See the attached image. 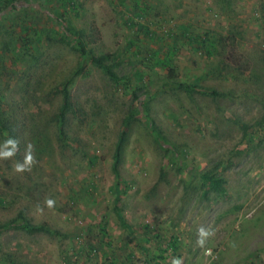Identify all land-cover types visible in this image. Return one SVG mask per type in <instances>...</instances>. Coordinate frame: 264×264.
Masks as SVG:
<instances>
[{
	"label": "rangeland",
	"instance_id": "374dc122",
	"mask_svg": "<svg viewBox=\"0 0 264 264\" xmlns=\"http://www.w3.org/2000/svg\"><path fill=\"white\" fill-rule=\"evenodd\" d=\"M6 3L0 150L19 144L0 159V264H117L129 244L150 264H264V0Z\"/></svg>",
	"mask_w": 264,
	"mask_h": 264
},
{
	"label": "trees",
	"instance_id": "16d2710c",
	"mask_svg": "<svg viewBox=\"0 0 264 264\" xmlns=\"http://www.w3.org/2000/svg\"><path fill=\"white\" fill-rule=\"evenodd\" d=\"M75 1L76 0H63V5L65 7L70 6L73 7V9L75 8ZM19 3V0H7V6H14L17 7V4ZM70 29V28H69ZM70 35L73 36L74 34H76V32L74 33L73 29L68 30ZM77 35H79V39H77L75 41V47L79 50V52H81V55L83 56V58L86 59H90L92 61V63L94 64V66L98 67L99 69H101L106 75H108V77L113 80V81H117V77L116 74L113 71V65H106L104 63V61L106 60V58L108 56H102L99 58H94V57H90L88 55V53L85 51V43L82 42V38H86L83 32H77ZM189 42L193 41V38H188ZM90 42L94 43L95 39H91ZM206 41L202 40V44H204ZM202 47V46H199ZM203 48V47H202ZM202 48H197V49H202ZM210 54V52H208ZM173 54H171L170 56H172ZM170 57L166 56L164 59L160 60L158 63L160 65H162L163 67H167L170 61ZM209 95L213 96V97H224L225 94L223 93H218L216 91H211L209 93ZM0 131L2 132H7V128H3L2 126H0ZM123 134L120 135L119 140L116 144V148H115V154H114V164H113V173L116 176V178H118L119 176V172L117 169V165L119 163V155H120V150H121V146L123 143ZM202 180H203V185L206 187V193H208L209 191H214L218 194H220L222 197L226 196V189H225V180L220 178V177H216L214 175L211 174H204L202 176ZM115 212L117 213L118 218L121 221V224L123 227L130 229L126 224L125 221L123 220V217L121 216L120 212L118 209H115ZM14 223L10 222L9 224H7L5 227H12ZM25 228L27 230H29L30 232H36V231H46L51 235L56 234L55 232L49 230L47 227L45 226H31L29 224H25ZM169 249H171L172 252H176L177 247H176V241H172L168 244Z\"/></svg>",
	"mask_w": 264,
	"mask_h": 264
},
{
	"label": "clouds",
	"instance_id": "9594fccd",
	"mask_svg": "<svg viewBox=\"0 0 264 264\" xmlns=\"http://www.w3.org/2000/svg\"><path fill=\"white\" fill-rule=\"evenodd\" d=\"M18 144L19 142L16 139L9 138L3 146V150H0V159H10L13 157L18 151ZM31 148V145L27 146L23 163H17L15 166L16 172L23 173L25 171L31 170L32 165L35 163V158L32 154ZM45 203L49 208H52L54 207L55 202L51 199H48L45 201Z\"/></svg>",
	"mask_w": 264,
	"mask_h": 264
},
{
	"label": "crops",
	"instance_id": "0c3cea01",
	"mask_svg": "<svg viewBox=\"0 0 264 264\" xmlns=\"http://www.w3.org/2000/svg\"><path fill=\"white\" fill-rule=\"evenodd\" d=\"M135 245L131 246L129 244V247H131V248L127 249L128 253L125 254L124 256L121 255V257H118V258L116 256H114L113 258L115 259L116 263L117 264H150L149 258H146L143 254H140L138 248H136ZM131 249H133V250H131ZM142 249H143V251H145L144 247ZM135 255H137V256L135 257ZM137 259H140V260L143 259L144 261L138 262ZM164 259L165 258H160L159 260L163 261ZM159 260H157V261H159Z\"/></svg>",
	"mask_w": 264,
	"mask_h": 264
},
{
	"label": "built area",
	"instance_id": "2783aa9c",
	"mask_svg": "<svg viewBox=\"0 0 264 264\" xmlns=\"http://www.w3.org/2000/svg\"><path fill=\"white\" fill-rule=\"evenodd\" d=\"M210 254V252H208Z\"/></svg>",
	"mask_w": 264,
	"mask_h": 264
}]
</instances>
